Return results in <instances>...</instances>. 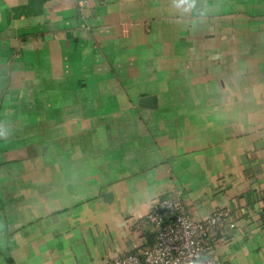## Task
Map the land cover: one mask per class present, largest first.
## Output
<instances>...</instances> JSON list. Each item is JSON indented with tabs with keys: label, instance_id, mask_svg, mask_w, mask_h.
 <instances>
[{
	"label": "crops",
	"instance_id": "crops-1",
	"mask_svg": "<svg viewBox=\"0 0 264 264\" xmlns=\"http://www.w3.org/2000/svg\"><path fill=\"white\" fill-rule=\"evenodd\" d=\"M9 130L52 143L10 159ZM29 155L1 186L0 264L136 251L162 197L231 209L220 264H264V0H0V166Z\"/></svg>",
	"mask_w": 264,
	"mask_h": 264
},
{
	"label": "built area",
	"instance_id": "built-area-1",
	"mask_svg": "<svg viewBox=\"0 0 264 264\" xmlns=\"http://www.w3.org/2000/svg\"><path fill=\"white\" fill-rule=\"evenodd\" d=\"M84 9L90 0H77ZM154 240L133 251L107 257L103 264H220L214 239L236 228L232 210L218 208L208 218L193 216L181 197L159 198L147 212Z\"/></svg>",
	"mask_w": 264,
	"mask_h": 264
},
{
	"label": "rangeland",
	"instance_id": "rangeland-1",
	"mask_svg": "<svg viewBox=\"0 0 264 264\" xmlns=\"http://www.w3.org/2000/svg\"><path fill=\"white\" fill-rule=\"evenodd\" d=\"M10 117H12V115H10ZM10 124V123H9ZM31 132V134L33 133H39L38 131L35 130H31L29 131ZM16 131L15 130H9L8 131V138L9 140L6 141V146H5V151L7 148V151L5 152L7 155H9V158L12 159H19V154L18 152L20 151L21 148H24V152L21 151V153H27V152H33V148H35V146H37L38 150L37 152L40 154H46L48 152V144H51V142H49L47 144L48 141H25L24 139H22V136L20 135L19 137L23 140V141H15L18 137L15 136ZM18 139V140H21ZM6 140V139H5ZM20 148V149H19ZM52 148V147H51ZM13 155V157H12ZM11 156V157H10ZM31 155L26 156V157H22L21 156V160L19 161H14V160H10L11 162H7L4 163L3 165L0 166V170L1 169H5V178L3 176H1L2 172L0 171V199L2 197V199L5 198V196H3V189H1V186H4L3 188H5L6 186L11 187L14 186L16 183V176H19L22 172H26L27 170L32 171L33 169H36L37 167L35 166V164L32 162L31 159H33V157L30 158ZM27 157H29V159H26ZM47 163V160L45 159V162ZM8 164V165H7ZM7 165V166H6ZM46 165V164H45ZM41 165L40 168H44L47 169V166ZM30 185V184H28ZM9 197V201H15L14 199V194H8ZM13 197V199H12Z\"/></svg>",
	"mask_w": 264,
	"mask_h": 264
},
{
	"label": "water",
	"instance_id": "water-1",
	"mask_svg": "<svg viewBox=\"0 0 264 264\" xmlns=\"http://www.w3.org/2000/svg\"><path fill=\"white\" fill-rule=\"evenodd\" d=\"M139 105L141 107H147V108H155L157 106V97L155 95H150L143 97L139 100ZM105 197H112L111 193H105ZM106 201H109V199H106Z\"/></svg>",
	"mask_w": 264,
	"mask_h": 264
}]
</instances>
